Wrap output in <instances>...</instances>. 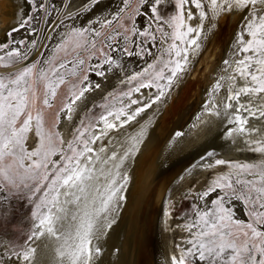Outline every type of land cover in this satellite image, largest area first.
<instances>
[{
    "label": "snow or ice",
    "instance_id": "snow-or-ice-1",
    "mask_svg": "<svg viewBox=\"0 0 264 264\" xmlns=\"http://www.w3.org/2000/svg\"><path fill=\"white\" fill-rule=\"evenodd\" d=\"M101 2L85 0L75 15L82 9L94 11ZM121 3L122 7L110 11V18L104 15L109 8L100 10L96 16L99 27H73L60 34L59 42L45 59L21 66L28 53L19 48L0 57V62L7 58L15 69L7 74L0 72V213L7 212L4 206H10L13 200L24 201L32 221L20 250L9 247L8 243L0 246V264H35L37 247L33 243L44 236L57 242L58 264H105L102 241L116 223V214L125 199L122 193L129 179L125 162L140 151L151 121L140 124L134 134L126 133L122 141L109 139L108 143L113 145L110 154L108 145L98 150L91 145L104 140L112 131L118 133L131 126L141 113L161 101L165 96L163 88L170 86L189 64V51L195 53L200 49L202 33L214 28L221 14L234 9L251 7V15L236 37V58L231 63L223 61L229 67L235 65L234 74L220 80L230 82L226 99L237 102L235 107L227 103L225 108L233 109L234 119L230 124L236 123L241 133L246 131L248 123L240 114L242 110L252 118H264V0H138L139 6L134 9L130 0ZM16 8L19 23L6 31L0 48L8 49L13 42L9 37L14 39V34L21 30L32 35L37 25L50 24L56 10L55 0H23ZM141 8L146 11L142 13ZM141 15L148 17L143 32L135 28L133 19ZM72 16L73 13L67 14L69 19ZM205 20L209 21L207 26ZM129 21L133 24L131 31L144 39L137 45L139 51H129L127 47L123 51L129 56H153L154 62L120 80L128 86L122 95L129 97L130 103L121 101L120 107H115L109 101L101 105L103 113L99 120L103 128L99 134L92 132L89 136L95 121L89 115L91 109L78 125L73 121L78 102H85L86 94L101 88L100 84H90L87 72L106 77L114 65L122 68L103 46L112 48L113 44L107 42H114L117 36L127 41L129 29L125 24ZM245 32L250 38L245 37ZM149 40L158 42L159 55L144 47ZM18 43L24 44L25 40ZM32 43L35 47L36 41ZM237 52L245 55L240 57ZM85 53L88 60L99 53L102 63L89 64L85 69L86 60L82 58ZM170 65V74L165 76ZM0 68L8 70L9 63L0 64ZM79 73H83L82 77ZM237 77L243 82L241 86L235 85ZM164 79L167 85L159 83ZM62 85H67L68 94L55 114V124L46 127L44 110L54 106L57 89ZM220 86L218 80L216 87ZM149 88L158 89L154 99L146 98L142 104L131 99L133 93ZM242 95L248 98L247 103H239ZM108 96L116 99L114 92ZM209 108L212 114L211 105ZM62 117L72 122L71 139L67 141L55 129ZM226 131L231 135V128ZM181 135L175 133L177 137ZM251 142L256 145L252 150L264 156V136ZM96 151L99 154L94 156ZM213 155L208 153L209 158ZM228 163L217 158L207 168ZM210 194L217 196L210 201L211 206L193 204L191 218L185 217L180 227L188 234L184 239L186 246L176 245L178 255L170 257V264H264V158L258 163H236L227 173L212 179L197 198L203 200ZM234 204H239V209L233 208ZM238 211L244 218L237 215ZM0 221L6 222L7 217L0 216Z\"/></svg>",
    "mask_w": 264,
    "mask_h": 264
},
{
    "label": "bare ground",
    "instance_id": "bare-ground-1",
    "mask_svg": "<svg viewBox=\"0 0 264 264\" xmlns=\"http://www.w3.org/2000/svg\"><path fill=\"white\" fill-rule=\"evenodd\" d=\"M112 1L109 0L106 4L102 5L100 3L92 13L87 12L93 16L92 14L94 12H99L102 7L106 6L107 8L109 7L108 12L110 13L111 10H115V8L110 7ZM22 2L23 0H0V43L4 42L6 31L10 30L12 26L18 25L19 17L16 14V6ZM84 2L85 0H71L68 6L69 10H66L71 11ZM206 11L211 15L209 9L206 8ZM250 15L251 7L246 9H234L226 14H221V16L217 18L216 26L202 33L203 39L200 49L195 53L191 50L189 51V64L185 67L183 72L178 74L177 78H174L175 80H173L170 86L165 87V96L161 98V101H157L151 108L141 113L140 116L137 117V122H133L131 126H125L118 133L112 131L108 137L98 141L94 145V149L97 150L101 146L108 145L110 154L113 145L108 143L109 139L122 141L126 133L134 134L139 130L140 124H144L149 120L151 121L147 125V134L144 137V142L140 151L134 154L129 161L125 162L124 170L129 175L126 188L122 193L125 199L121 202L119 211L116 214V223L109 231L105 240L102 241L105 251V264H170V257L172 255L168 245L169 235L167 236L166 234V215L164 210V204L168 196L174 191V188L186 183L189 184L188 182L191 181L194 175L199 171L201 172V167L204 163L203 160L209 158V152H212L214 155H219L223 152H232L231 154H233L236 145L235 130L231 128L234 123L230 124V120L234 119L233 109L225 108V104L227 103H232L235 107L236 101H228L226 99L230 82L227 79L220 80V78L227 77L229 74H234V66L232 65V67H229L225 65L223 61L228 60L231 63L236 58V56H234V52H236V37L241 32V29L244 28L245 22ZM87 16L85 15L84 19ZM204 23L207 26L209 21L205 20ZM23 33V30H21L20 33L14 34V38L19 39ZM245 37L248 38L246 32ZM33 38L29 37L30 42ZM52 40H55V37H53ZM177 43L179 42L177 41ZM236 55L241 57L243 53L237 52ZM140 60L141 59L138 61ZM137 69L136 67V70ZM225 69H227V71H225ZM91 80L93 79L91 78ZM218 80L221 84L219 88L216 87ZM102 81V79L99 81L101 85L100 89L86 94L87 99L85 102H90V100L92 101L95 97L102 95V83H104V81ZM114 81L116 82L117 80L114 79ZM85 102H78L76 112L73 116L74 122L78 112L87 104ZM209 105H211L212 114H210ZM61 122L63 126L61 128H64L62 131L64 130L66 134H69L68 132L72 122L64 120L63 117ZM58 127H60V124ZM229 128L232 129L231 135L226 131V129ZM176 132H181L182 135L177 137L175 136ZM197 134L199 136L198 139L195 138ZM65 139L67 140V138ZM241 153L243 154V152ZM98 154V151H96L94 156ZM235 156L234 158L238 157ZM244 157L246 158V156ZM163 186L164 189L162 192ZM194 192L197 191H193V194ZM197 197L194 196L196 200L198 199ZM161 199L162 206H160ZM239 207L240 205L237 208ZM238 213L241 217L243 216L240 212ZM59 226L60 225H57V227ZM179 234H182V232L180 231ZM33 244L34 247H37L35 264H58L60 258L55 252L57 242L54 239L44 236Z\"/></svg>",
    "mask_w": 264,
    "mask_h": 264
},
{
    "label": "rangeland",
    "instance_id": "rangeland-1",
    "mask_svg": "<svg viewBox=\"0 0 264 264\" xmlns=\"http://www.w3.org/2000/svg\"><path fill=\"white\" fill-rule=\"evenodd\" d=\"M60 1L59 0H55L56 10L52 12L51 18H53V19H51V23L48 24L47 27H46L45 24H41V25L39 24V25H37L36 33H34L32 35H29L28 33H26L23 30L24 33L20 36L19 39H15V38L13 39L12 37H9V40H12L13 42L9 45L8 49H4L5 51L3 50V48H0V51H1L0 52L1 53L0 57H4L5 56L6 50L7 51H11L13 48H19L21 50L23 49L21 52H25L26 51L28 53V59L24 60V61H21L20 65L21 66L28 65V64H31L32 62H34L35 60H41V59L47 58V55L50 54L53 51V49L55 48L56 43L59 42V39H60V35L59 34L60 33L61 34L62 33H66V32H68V30H70L73 27H75V28H91L93 26L99 27V25L96 24V16H97V14L100 11L96 12V13L94 12L92 14L93 16H91L90 13H92L93 11L88 13L89 11L87 9H82L80 14H79L80 15V18H79V15L77 16V15H75V13H76L77 8L80 5L77 8L75 7L73 10L68 11L69 10L68 6L70 5L71 0H63V3H64L63 5L61 4ZM108 1L109 0H102L101 5L102 4H106ZM110 1H112V0H110ZM118 1L119 0H113L110 3V7L115 8V9H117L118 7H122L123 5L121 3V0L119 2ZM130 2H131V5H132L133 9L139 6L138 5V0H130ZM115 6H117V7H115ZM104 8H106V6L102 7V9H104ZM66 9H68V10H66ZM143 10H145V9L141 8V12L142 13L146 11V10L145 11H143ZM68 13H73L72 19L67 18V14ZM83 14H85L86 16L88 15L87 17H85L86 21L84 19L85 15H83ZM109 14L110 13L108 11H106L104 13L105 16H108L110 18ZM128 15H129V13L126 12L125 16L127 17ZM81 17H83V18H81ZM142 18H143V20H142ZM133 19L135 20V28L139 29L140 32H143L144 28H147L148 25H147L146 21H147L148 17L146 15L133 16ZM74 20H76V21H74ZM89 21H92V23H91L92 25L89 23ZM122 22H123V20H122ZM138 22H140V23H138ZM67 23H68V25H67ZM132 26H133V24H132L131 21H129L128 23L125 24V28L129 29V31L127 32V35L129 37V39L127 41H125L121 36H117L116 40L114 42L113 41L107 42V43H112L113 44L112 48H108L107 44H105L103 46L104 51H106L108 54L112 55L113 58L117 60L116 61L117 64H119L121 62L119 65H122V68L113 66V71L112 72H107V74H106V77L107 78L109 77L108 79L106 77H102V78H101V76L98 77V75H96V73L93 72V71H88L87 72V74H88V76L90 78L89 79L90 84H92V85L100 84L99 81L101 79L104 81V83H102V85H103L102 86L103 87L102 88V92H101L102 95H99L98 97H95L92 101L90 100V102H85L87 104L84 103L85 106L83 107L82 110H80L78 112V115H77L76 120H75V124L78 125L79 124V120L84 116L85 112H88V110L91 109V111L89 112V115L95 117V121H94L93 127L88 132L89 136L92 134V132H95L96 134H99L100 130L103 128V122L100 121V120L98 121L99 116L103 113V109L100 107L101 105H103L105 103H108L109 101H111V103L115 107H120V102L121 101H123L124 104L130 103V98L122 95L123 92L128 90V86H126L125 84H121L120 80L122 78L123 79L126 78L127 75H131V74L137 72V70L138 71L142 70L143 68H145L147 66L148 63H153L154 62V57L153 56H150V55H147V54H141L140 56H138V55L129 56V55H126L127 53H125L123 51V48H125V47H127L129 49V51H139V48L137 47V45H139L141 43V41L144 39L142 35H136L134 32L131 31ZM44 29H45V31H44ZM105 31H109V30L105 29ZM121 31L123 32L124 29H121ZM46 35L50 36L51 38L50 39H44V37ZM156 35L159 36V33H156ZM26 36H27V38H26ZM29 37H32V38L34 37L31 40V42H30ZM53 37H55V40H52ZM248 38H250V37H248ZM21 39L25 40V44H19L18 43ZM33 40L36 41L35 47L33 46V43H32ZM170 42L171 41H169V43ZM148 44H149V46H148ZM52 45H54V46H52ZM49 46H51V47H49ZM30 47H31V49H30ZM37 47H38V49H37ZM98 47H99V45H98ZM144 47L147 48L152 53L154 52L156 55H159V53H158V42L156 43V42H153V41L149 40L148 43L144 45ZM28 49H29V51H28ZM44 49H46V50H44ZM45 52H47V53H45ZM37 53H41L43 55H38ZM243 55H245V54L243 53ZM145 56H146L147 59L145 58ZM87 57H88L87 53H85V56L82 57V58H84L86 60V64L84 66L85 69H87V67H88V65L90 63H91V65H96L97 63H102V60H101V57H100L99 53L97 54V56L92 57L91 60H88ZM122 57H124V58H122ZM142 58H144L147 61H145ZM134 59H135V61H134ZM139 59H141V60L138 61ZM5 60L6 61L0 62V64L5 63V62L9 63V69L5 70L3 68H0V72H4L5 74H7V71H9V70L14 72L15 69L11 67V64L7 60V58ZM129 62H131V63H129ZM134 64H136L138 66H136ZM139 65H140V67L141 66L142 67L140 68ZM233 66L235 67V65H233ZM105 67H107V66H105ZM131 67H132L133 70L131 69ZM136 67L138 68L137 70H136ZM161 67H162V65H161ZM170 68H171V65L169 66L168 69H165V76L170 74ZM129 72H130V74H129ZM79 74L82 77L83 73H79ZM117 74H118V76H117ZM95 75H96V77H95ZM91 78L93 80H91ZM98 78H101V79H98ZM238 78L235 81V85L236 86H241L243 82L240 79H238ZM114 79H116L117 81L115 82ZM164 80H165V82H164ZM164 80L159 81V83L161 85H164V84L167 85V80L166 79H164ZM173 80H175V79H173ZM110 81H111V83H110ZM154 89H155V91H154ZM165 89L166 88L164 87L163 90H165ZM110 92H114L115 93L116 99H113L112 97L108 96V93H110ZM40 93L41 94L43 93V84L40 85ZM67 94H68L67 85H62L59 89H57V96L55 98L54 106L51 109H45L44 110V118L46 120V127H52L55 124V120H56V115L55 114L59 110V108L63 105ZM138 94H140V95H138ZM156 94H158V89H156V88H149V89H146V90L145 89H141L140 93H135V94L133 93L131 99H137L142 104L143 102H145L146 98H153L154 99ZM106 97H107V99H105ZM246 98L247 97L242 95L240 100H239V103H241V102L242 103H247V99L248 98L247 99ZM236 103L237 102H235V105H236ZM93 105H95V107H93ZM115 107L113 108V110H115ZM132 107L135 108L134 106H132ZM240 114L243 115L248 120V123L245 125V128L247 126L248 127H247L245 132L241 133V132H239V130H238L239 126L236 123H234L231 126V128L235 130V139H236V145L234 147L233 154H231L232 152H229V153H226V152L224 153L223 152V153H221L219 155L216 154V155H213V157H211V158H207L206 160H203L204 163L205 162L206 163L205 164L203 163L202 164L203 166L201 165L202 166L201 167L202 168L201 172L200 171L197 172V174H195L196 176L194 175L195 178L193 177L191 179L192 182L191 181L188 182L189 184L186 183L187 185L184 184L182 186H177L178 188L177 187L174 188V191L168 196V198H167V200H166V202L164 204L165 215H166V213H171L170 216L166 215V219H165V228H166V232H167L166 234H167V236L169 235L168 236V238H169V244L168 245H169V249H171L170 250L171 255H178V249L176 248L177 244H179V245H181L183 247L186 246L184 244V239L186 238V236L188 234L186 232H183L182 231V227H180V226H182L184 224L186 216L191 218L192 205L193 204H198V202H199L198 205L203 207L205 205V202H206V203H208L209 206H211L210 201L217 198L216 194H215L216 197L214 196V194H210L209 195L210 198L206 197L207 199L204 198L205 200L204 199L203 200H200V199L196 200L194 198V196L197 197L198 193L206 190V188H204V187H207L208 183L212 179H214L218 175L227 173L231 168L234 167V165L236 163H241V164L242 163H258L260 159L264 158V156H262L261 153H258V152H255V151L252 150L254 147H256V145L251 142V141H255L254 139H259V138H261L264 135L263 134L264 133V118H261V117L252 118V117L248 116L245 112H243V110L241 111ZM233 115H234V113H233ZM253 119H254V121H253ZM58 126L59 125H55V129L59 133L61 132L60 135L64 138V140L67 141V140L71 139L70 132L73 129L70 127L69 132H68L69 134H66L64 130L62 131V129H64V128H61V127H63L62 126V122L60 123V127H58ZM252 129H257L258 131H253ZM64 136H66V137H64ZM252 137H253V139H252ZM65 138H67V140ZM195 138L196 139L199 138L198 134L196 135ZM91 146L94 147V145H91ZM234 152H236L237 155ZM241 152H243V154ZM94 154H95V152L93 153V155ZM238 154H240V155H238ZM235 155L238 156V157H236ZM242 155H243V157H242ZM234 156L236 158H234ZM244 156H246V158ZM57 158L58 157H53V159H57ZM217 158L224 159V160H226V161H228L230 163H228L226 165H222V167L220 166V168H219V166H217V167L215 166L214 167L215 170H214V168L213 169H208L206 164H208L209 162H214V160L217 159ZM243 160H245V161H243ZM210 171H211V173H210ZM200 174L203 175L204 177L201 176ZM198 181H200L201 183L198 182ZM194 189H196V190H194ZM193 191H197V192H194V194H193ZM220 195H223V192L220 193ZM238 206L239 205H236V204L232 205L233 208H237ZM4 207H7L8 211L0 213V216L7 217V221L6 222L0 221V246H2L4 243H8L9 247H15L16 250H20V245L23 243L24 239L26 238V235L29 234V232H30V230L32 228V221L30 219L29 206H27L24 201L13 200L11 202L10 206L5 205ZM237 209H239V208H237ZM238 212H237V215L241 217V215H239ZM241 218H243V216ZM5 223H6V226H5ZM176 227L177 228L179 227L178 230H177ZM176 230H177V232H176ZM172 231H173V233H172ZM180 231L182 232V234H179ZM174 234H176V235H174ZM184 234H186V235H184ZM181 235H182V238H181ZM172 243H173V245H172ZM110 259H112V258H110Z\"/></svg>",
    "mask_w": 264,
    "mask_h": 264
},
{
    "label": "water",
    "instance_id": "water-1",
    "mask_svg": "<svg viewBox=\"0 0 264 264\" xmlns=\"http://www.w3.org/2000/svg\"><path fill=\"white\" fill-rule=\"evenodd\" d=\"M163 189H164V186H163V188H162V192H163ZM162 195V194H161ZM160 206H162V199H161V201H160Z\"/></svg>",
    "mask_w": 264,
    "mask_h": 264
}]
</instances>
